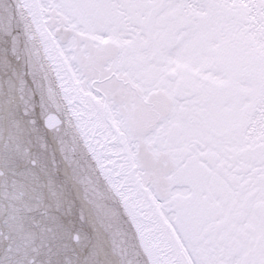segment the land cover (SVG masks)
I'll return each mask as SVG.
<instances>
[{
  "label": "snow or ice",
  "instance_id": "1",
  "mask_svg": "<svg viewBox=\"0 0 264 264\" xmlns=\"http://www.w3.org/2000/svg\"><path fill=\"white\" fill-rule=\"evenodd\" d=\"M0 264H264V0H0Z\"/></svg>",
  "mask_w": 264,
  "mask_h": 264
}]
</instances>
